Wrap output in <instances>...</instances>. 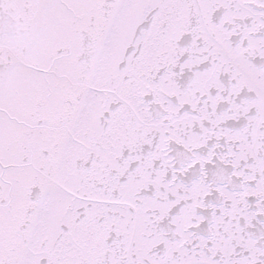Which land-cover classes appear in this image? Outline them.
Wrapping results in <instances>:
<instances>
[{
	"label": "snow or ice",
	"instance_id": "obj_1",
	"mask_svg": "<svg viewBox=\"0 0 264 264\" xmlns=\"http://www.w3.org/2000/svg\"><path fill=\"white\" fill-rule=\"evenodd\" d=\"M0 264H264V0H0Z\"/></svg>",
	"mask_w": 264,
	"mask_h": 264
}]
</instances>
